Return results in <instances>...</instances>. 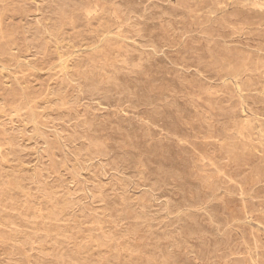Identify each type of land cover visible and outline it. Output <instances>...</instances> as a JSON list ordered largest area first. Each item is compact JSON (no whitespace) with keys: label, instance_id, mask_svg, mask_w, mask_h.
<instances>
[{"label":"rangeland","instance_id":"rangeland-1","mask_svg":"<svg viewBox=\"0 0 264 264\" xmlns=\"http://www.w3.org/2000/svg\"><path fill=\"white\" fill-rule=\"evenodd\" d=\"M0 264H264V0H0Z\"/></svg>","mask_w":264,"mask_h":264}]
</instances>
